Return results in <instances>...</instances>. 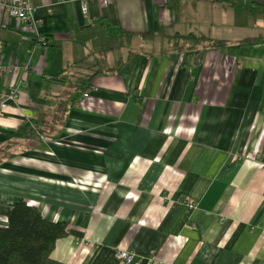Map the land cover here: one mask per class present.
<instances>
[{
	"label": "crops",
	"instance_id": "crops-1",
	"mask_svg": "<svg viewBox=\"0 0 264 264\" xmlns=\"http://www.w3.org/2000/svg\"><path fill=\"white\" fill-rule=\"evenodd\" d=\"M28 2L35 26L0 10V67H18L0 78L17 92L0 148L19 143L0 164V227L23 200L66 224L61 263L264 264V0ZM189 34L229 44L191 55ZM101 55L89 95L32 134L60 77Z\"/></svg>",
	"mask_w": 264,
	"mask_h": 264
},
{
	"label": "trees",
	"instance_id": "trees-1",
	"mask_svg": "<svg viewBox=\"0 0 264 264\" xmlns=\"http://www.w3.org/2000/svg\"><path fill=\"white\" fill-rule=\"evenodd\" d=\"M179 39L187 46H180L178 50H185L191 55L198 53L199 49L221 48L229 44L194 34ZM252 41L255 40L248 39L241 43ZM44 43L46 40L41 42ZM101 61H104L102 55L95 58L94 64L87 68L88 73L67 74L64 78H58L65 84L66 90L57 97L56 107L42 121L41 126L31 130L32 134L48 137L64 123L74 101L73 95L89 89L91 80L106 70ZM18 145V142H11L0 148V164ZM66 230L65 223L46 220L36 207L28 205L25 201L14 202L7 211V227H0V264H65L52 259L51 254L56 242L66 236Z\"/></svg>",
	"mask_w": 264,
	"mask_h": 264
},
{
	"label": "built area",
	"instance_id": "built-area-1",
	"mask_svg": "<svg viewBox=\"0 0 264 264\" xmlns=\"http://www.w3.org/2000/svg\"><path fill=\"white\" fill-rule=\"evenodd\" d=\"M61 2H70L72 0H58ZM81 3L82 11L85 13L87 11V2L90 0H78ZM97 1L100 6L107 7L114 3L116 0H93ZM0 10H2L8 17L17 20L23 24L36 25V20L34 18L35 9L28 2V0H0ZM18 70L17 66L5 69L0 67V78L6 72H16ZM89 95V90L82 92L81 97L78 100V104ZM17 99V92L15 90H9L0 92V115L7 108L10 101L15 102ZM117 258L126 263L130 262L132 255L124 251H119L116 254Z\"/></svg>",
	"mask_w": 264,
	"mask_h": 264
}]
</instances>
